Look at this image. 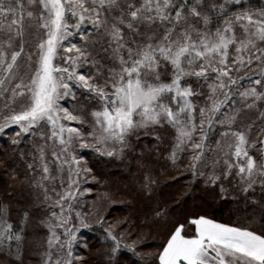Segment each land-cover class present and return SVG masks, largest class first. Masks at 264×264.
Here are the masks:
<instances>
[{"label":"snow or ice","instance_id":"obj_1","mask_svg":"<svg viewBox=\"0 0 264 264\" xmlns=\"http://www.w3.org/2000/svg\"><path fill=\"white\" fill-rule=\"evenodd\" d=\"M5 137L29 197L0 202V264H87L86 231L100 264H264V0H0ZM88 149L127 167L155 252L133 220L110 222V193L87 203ZM161 175L234 220L177 211Z\"/></svg>","mask_w":264,"mask_h":264},{"label":"rangeland","instance_id":"obj_2","mask_svg":"<svg viewBox=\"0 0 264 264\" xmlns=\"http://www.w3.org/2000/svg\"><path fill=\"white\" fill-rule=\"evenodd\" d=\"M6 139L7 137H5L3 140H0V202L9 203L12 205L13 208H21L24 206V202L29 197V189L25 178L23 163L20 162L17 157H15L14 153L10 150L9 146L4 142ZM83 157L87 160L88 165L92 168L93 175L96 178L95 180L91 181L92 192H91V196H89L87 200V203L90 206L103 205L105 209L111 207L112 206L111 204H105L102 200L99 199V197L103 196L105 192H108L112 195L115 205L123 204L125 200V194L130 193L131 185L129 184L128 187L122 189L120 194H116L118 193V191H114V190H115L116 181L120 177V173H119L120 171L123 170L122 175L125 174L126 176H130L127 167H125L124 164H121L120 161L100 156L91 149L84 150ZM7 160L15 163L17 166L11 168L9 164H7ZM108 170H109V174H106V171ZM7 172L11 173L12 174L11 176H13V178L15 179L14 181L12 180L13 182L12 184H10L13 187L11 188L16 192L21 189L23 191L22 202L17 203V205L13 204L12 197L10 198L8 195H6L3 192L4 186L3 183H1V178L5 177ZM133 175H135V173H133ZM164 176L165 175H161L160 180ZM131 177L132 176H130V178ZM186 183L188 185L190 182L184 177H181L179 183L172 186L163 187L165 199L168 200L173 198V196L169 195V193L171 192H173L174 194L182 193V196L179 199L181 201L179 205H177L176 203L174 204L169 203L170 205L175 207L177 211H183V212L198 211L201 213H205V212L208 213L210 199L208 198L207 194L202 192L198 187H188ZM137 199L138 200L133 199L131 206L136 207L138 209V212L142 214L145 211L144 202L141 201L140 198ZM209 215L223 222H232V221L218 219L212 216L211 214ZM125 217L130 218L138 226H140V224L132 218L130 209L129 210L121 209V211L118 210L116 212H112V216L110 217V222L112 220L124 219ZM88 220L90 223H94L92 217H89ZM146 224H147L146 225L147 231L143 232V230H140L139 227L137 228V231H139L146 238V243L149 246L144 247L143 250L146 251V252L144 251V253L148 254L156 251V248L151 245H153L154 243H158L162 237L160 235L158 225L152 224L150 223V221H148ZM97 236L98 233H95L93 231L85 232V237L89 238L88 244L87 247H85L82 251L79 252V255L83 260L87 262V264H100L97 259H94L97 250L95 249V244L92 243L93 239H97ZM31 264H35V262L34 261L31 262Z\"/></svg>","mask_w":264,"mask_h":264},{"label":"trees","instance_id":"obj_3","mask_svg":"<svg viewBox=\"0 0 264 264\" xmlns=\"http://www.w3.org/2000/svg\"><path fill=\"white\" fill-rule=\"evenodd\" d=\"M7 164H9V166L11 168L17 166L15 163L10 162L8 160H7ZM119 173H120V177L116 181L115 190H114V191H118V193H116V194H120L121 190L124 189L125 187H128L129 184L131 185V188H130V193L129 194H125V200L123 199L124 200L123 204H119V205H116V206H117L119 211H121V209H126V210L130 209L131 214H132V218L140 224L139 229L143 230V232L147 231V228H146L147 224L146 223L148 221H145L144 217H145L146 213H148L149 209L144 204V210L145 211H144V213L140 214L136 207L131 206V203H132L133 199L134 200H138L137 198H139V197H137L135 195V191H134V187H133V179H132V177L130 178V176H126L125 174L122 175L123 170L120 171ZM106 174H109V170L106 171ZM11 175L12 174L9 173V172L6 173V176L4 174L5 177L1 178V183H3V186H4L3 192L6 195H8L10 198L12 197L13 204L17 205V203H21L22 202L23 191L21 189V190L16 192L15 190L12 189L13 187L10 184H12V182L15 179ZM161 184H162L163 187H168V186L175 185L177 183L175 181H172L170 177L165 175L161 179ZM186 185H187V183H186ZM10 189L13 190V191H11ZM169 195L173 196V198L172 199H168L167 200L168 203L174 204L176 200L180 199V197L182 196V193L174 194L173 192H171V193H169ZM207 196H208V194H207ZM208 198L210 199V201H209L210 202L209 211H208L209 214H211L212 216H214V217H216L218 219H221V220H227V221H233L234 220V214L231 211V206H230L229 203H225V202L218 201V200H213L210 196H208ZM164 199H165V196H164ZM122 211H124V210H122ZM113 212H116V211H113ZM92 243L95 244V249L97 250V253L95 254V258L94 259H97L98 262L100 263V261L102 259V257H101V252H102L101 241H99L97 239H93ZM144 251L145 250H143V252ZM138 262H140V257H138L137 255L136 256L132 255L131 253H128V252L124 253V257L121 260V264H138ZM143 264H146V261L143 262Z\"/></svg>","mask_w":264,"mask_h":264}]
</instances>
